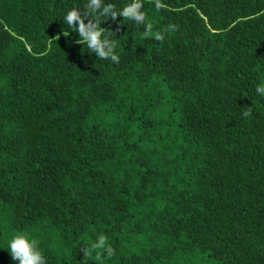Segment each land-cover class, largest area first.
<instances>
[{
	"label": "trees",
	"instance_id": "trees-1",
	"mask_svg": "<svg viewBox=\"0 0 264 264\" xmlns=\"http://www.w3.org/2000/svg\"><path fill=\"white\" fill-rule=\"evenodd\" d=\"M89 2L0 0V264L18 232L47 264L100 234L102 264H264V0H143L163 42L102 0L119 63L64 23Z\"/></svg>",
	"mask_w": 264,
	"mask_h": 264
},
{
	"label": "clouds",
	"instance_id": "clouds-1",
	"mask_svg": "<svg viewBox=\"0 0 264 264\" xmlns=\"http://www.w3.org/2000/svg\"><path fill=\"white\" fill-rule=\"evenodd\" d=\"M101 2L102 0H90L89 3L85 4V11L83 12L79 8L71 9L65 15L64 23L74 32L78 33L79 39L76 43L84 45L88 52L95 54L100 60L110 59L114 63H119L120 56L116 52L117 41L110 38L111 34L116 32L102 28L98 16L85 23V20L89 16H95L97 10L101 7ZM154 3L158 11L164 6L162 0H154ZM143 7V0H131L119 12L114 9L113 5L104 7L102 15L107 17L110 13L113 19L120 15L123 16L124 20H131L138 26L144 25L142 38L154 37L155 40L160 42L165 40V33L178 30V25L169 24L163 31L154 33L153 25L147 22V16L143 11ZM63 35L68 37L70 33L64 31ZM256 91L258 94L264 95V83L258 85ZM242 116L250 118L252 116L251 108L249 107L243 111ZM7 250L11 258L18 262V264H47V258L40 250L38 240L31 238L27 233H16L8 242ZM81 250L84 252L83 261L94 260L96 264H102L105 254L108 258L115 255V249L104 234H100L94 242ZM93 253H95L94 257Z\"/></svg>",
	"mask_w": 264,
	"mask_h": 264
}]
</instances>
